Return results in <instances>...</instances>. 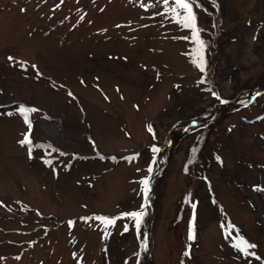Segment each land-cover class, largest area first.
Listing matches in <instances>:
<instances>
[{
	"label": "rangeland",
	"instance_id": "1",
	"mask_svg": "<svg viewBox=\"0 0 264 264\" xmlns=\"http://www.w3.org/2000/svg\"><path fill=\"white\" fill-rule=\"evenodd\" d=\"M192 6L0 0V264H264V0Z\"/></svg>",
	"mask_w": 264,
	"mask_h": 264
},
{
	"label": "snow or ice",
	"instance_id": "2",
	"mask_svg": "<svg viewBox=\"0 0 264 264\" xmlns=\"http://www.w3.org/2000/svg\"><path fill=\"white\" fill-rule=\"evenodd\" d=\"M164 2H165V4H168L169 3V0H164ZM173 2L177 6V8L183 9L184 10V13H185L180 18L179 22L182 23L184 27L195 30L196 29V17H195V13L193 11L192 0H173ZM171 11L177 17H180V12H178L176 10V8H172ZM196 35H197V41L200 44V49L202 50L203 47H204V42L199 40V34H198V32L196 33ZM9 59L11 60L12 57H9ZM202 59H203V57H202V52H201V60ZM201 68H203V65L202 64H201ZM22 111H24V110L22 109ZM149 130L151 131V126H149ZM22 143H29L30 144L31 141L26 138L25 141H22ZM154 151H157V150L154 149ZM217 159H219V157ZM149 171H151V169ZM142 183L144 185L145 195L147 196L148 191H149V187H148L149 186V180L148 179H144L142 181ZM193 207H195V205H193ZM130 215L135 219V221H136V227L139 228L140 221H141V218H142V214L132 213ZM108 223H114V221L109 220ZM228 234L231 235V232L229 231ZM190 238H194V237H190ZM236 247H238L242 252H244L247 255V254H250L248 252V249L254 248L256 246L254 244L248 243L247 241H245V240H243L241 238L240 242L236 245Z\"/></svg>",
	"mask_w": 264,
	"mask_h": 264
},
{
	"label": "trees",
	"instance_id": "3",
	"mask_svg": "<svg viewBox=\"0 0 264 264\" xmlns=\"http://www.w3.org/2000/svg\"><path fill=\"white\" fill-rule=\"evenodd\" d=\"M197 3H198V5H200L201 4V0H197ZM185 105V104H184ZM221 107H223V105L221 106ZM175 138H174V142H175ZM173 145V144H172Z\"/></svg>",
	"mask_w": 264,
	"mask_h": 264
}]
</instances>
